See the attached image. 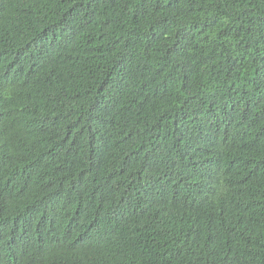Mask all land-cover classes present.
Here are the masks:
<instances>
[{"label": "trees", "instance_id": "1", "mask_svg": "<svg viewBox=\"0 0 264 264\" xmlns=\"http://www.w3.org/2000/svg\"><path fill=\"white\" fill-rule=\"evenodd\" d=\"M0 264H264V0H0Z\"/></svg>", "mask_w": 264, "mask_h": 264}]
</instances>
